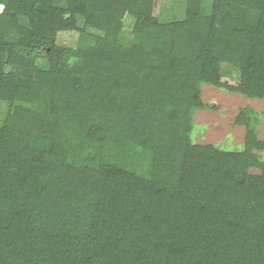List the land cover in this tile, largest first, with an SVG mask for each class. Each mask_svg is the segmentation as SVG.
Segmentation results:
<instances>
[{
	"label": "trees",
	"instance_id": "trees-1",
	"mask_svg": "<svg viewBox=\"0 0 264 264\" xmlns=\"http://www.w3.org/2000/svg\"><path fill=\"white\" fill-rule=\"evenodd\" d=\"M160 2L0 0L10 60L48 35L84 34L81 14L106 31L87 54L109 65L63 70L83 49L44 43L51 69L39 90L50 97L39 117L14 102L37 94L0 77V264H264V140L249 129L245 150L225 152L187 135L200 81L264 98V0H187L201 26L224 8L236 14L227 31L188 33L191 19L174 21ZM122 3L138 20L133 47L110 23Z\"/></svg>",
	"mask_w": 264,
	"mask_h": 264
},
{
	"label": "rangeland",
	"instance_id": "rangeland-1",
	"mask_svg": "<svg viewBox=\"0 0 264 264\" xmlns=\"http://www.w3.org/2000/svg\"><path fill=\"white\" fill-rule=\"evenodd\" d=\"M160 3V6L167 11L165 13L170 12L172 14L174 21L191 19L188 23V28L185 30L186 33L190 29L191 31L195 30V32L211 30L212 27L219 23H222L220 30L227 31V26L231 24V18L233 19L236 16L235 10L234 13H230V11L226 13L224 8L212 23L207 21L204 26H201L196 19L195 12L191 11L190 15L188 9L189 2L187 0H163V3L161 0ZM205 3H203L200 12L203 16L208 17L213 14L212 7L209 2ZM123 5L125 4L122 3L121 6L118 4L121 15L117 16L114 11L113 14L117 18L111 17L110 19L114 20H110V23L119 24L118 26L113 24V28L116 30L114 32L118 31L115 34L116 42L124 44L127 47H133L136 46L138 37H140L135 30L138 20L133 14L129 12L125 13L126 10L122 7ZM2 9L0 6V13ZM164 16L165 14H163ZM247 17L251 19V15L247 14ZM19 18L21 24L29 25L27 16L20 15ZM76 24L77 27L84 30V34L80 35L76 31L57 32L54 35H48L49 40L47 39L44 43L54 41L57 46L83 49L81 50L82 56H71L62 62L63 70L75 64L80 65L81 62L89 59L87 61L94 66L93 70L102 74L103 67L109 65L105 61H102L101 66L97 67L95 52L87 54V51L90 46L98 43L97 36H105L106 31L102 28L90 26L81 14L77 15ZM225 24L227 25L224 26ZM17 39L18 36L15 35L12 41ZM44 43L39 47H34L33 44L31 47L21 48L22 50L18 49L17 56L13 60L9 58L7 46L0 45V77L3 75H11L15 79L14 82L22 86L23 93L26 88V91L37 94L36 97H21L14 101L18 108L31 111L37 117L44 114L48 104L47 99L50 97L47 90H42L41 92L39 90L40 85L44 84L40 81V75L49 72L51 69L49 58L43 50ZM107 71H112L111 65ZM221 71L223 74L233 77L236 68L230 62H223ZM133 80L138 83L143 80L142 83L146 85L147 77L140 75L139 78H133ZM198 88L200 91L199 96L203 103L199 107L192 106L191 127L187 134L192 144L211 145L225 152H240L245 150L247 145L252 142L249 138V129L254 131L257 140H264V98L252 97L239 91L228 90L227 88L214 85L207 81H200ZM7 107L8 102L0 101V125L3 124L6 118ZM86 151L87 148L83 152L77 150L76 157L79 158ZM256 152L259 157H264V152ZM132 155V151L127 153V159ZM140 167H143V165ZM250 170L253 172L260 171L257 167H252Z\"/></svg>",
	"mask_w": 264,
	"mask_h": 264
}]
</instances>
